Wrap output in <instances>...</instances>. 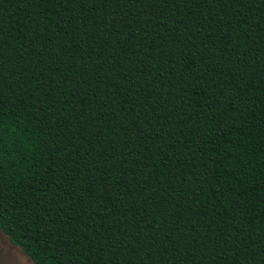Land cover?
<instances>
[{"label": "trees", "instance_id": "obj_1", "mask_svg": "<svg viewBox=\"0 0 264 264\" xmlns=\"http://www.w3.org/2000/svg\"><path fill=\"white\" fill-rule=\"evenodd\" d=\"M0 232L33 264H264V0H0Z\"/></svg>", "mask_w": 264, "mask_h": 264}, {"label": "rangeland", "instance_id": "obj_2", "mask_svg": "<svg viewBox=\"0 0 264 264\" xmlns=\"http://www.w3.org/2000/svg\"><path fill=\"white\" fill-rule=\"evenodd\" d=\"M0 264H33L16 246L9 243L7 237L0 232Z\"/></svg>", "mask_w": 264, "mask_h": 264}]
</instances>
